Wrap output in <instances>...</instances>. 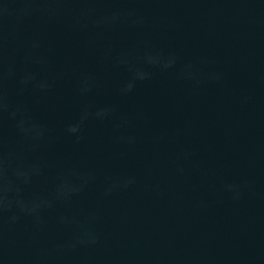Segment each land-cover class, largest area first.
I'll use <instances>...</instances> for the list:
<instances>
[{"label":"water","instance_id":"1","mask_svg":"<svg viewBox=\"0 0 264 264\" xmlns=\"http://www.w3.org/2000/svg\"><path fill=\"white\" fill-rule=\"evenodd\" d=\"M0 105V264H264V0H0Z\"/></svg>","mask_w":264,"mask_h":264},{"label":"clouds","instance_id":"2","mask_svg":"<svg viewBox=\"0 0 264 264\" xmlns=\"http://www.w3.org/2000/svg\"><path fill=\"white\" fill-rule=\"evenodd\" d=\"M132 88V85L129 84L127 86V89H125L126 91H130ZM0 107L6 108L7 105H0ZM108 111H110L109 109H101L98 110L95 115L96 116H102L104 114H106ZM13 115H15V113H13ZM88 113L85 112V116H87ZM18 127L20 128V130L22 132H26V129L24 128V122L23 120H21L18 123ZM79 130V126L78 125H73V124H69L67 126V131L69 133H76ZM79 139V137H78ZM27 182V181H25ZM11 191V187H10V182L9 183H5V174H4V170L2 167V162H0V214L3 213V211L5 210H10L11 209V199L8 196V193ZM34 210V209H33ZM12 220L17 219V217L15 215H13L11 217Z\"/></svg>","mask_w":264,"mask_h":264}]
</instances>
